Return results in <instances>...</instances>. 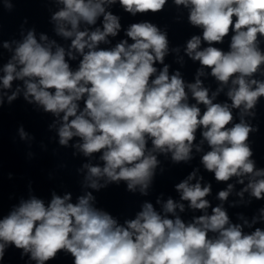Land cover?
I'll use <instances>...</instances> for the list:
<instances>
[{
    "label": "clouds",
    "instance_id": "9594fccd",
    "mask_svg": "<svg viewBox=\"0 0 264 264\" xmlns=\"http://www.w3.org/2000/svg\"><path fill=\"white\" fill-rule=\"evenodd\" d=\"M168 2L56 0L63 7L51 20L56 35L70 40L67 50L44 34L38 41L34 29L22 42L13 41L17 46L2 68L0 85L9 90L19 80L23 88L10 95L0 90V107L5 97L10 105L23 91L27 103L57 118L50 127L59 124L60 145L68 146L75 137L79 142L73 146L85 157L100 153L102 166L83 165L89 189L124 181L129 192L147 196L160 164L157 154L170 153L173 163L188 162L193 148L201 152L206 142L209 150L200 158L204 169L217 182L236 177L244 185L236 193L241 199L249 193L264 200V168H257L250 141L259 127L246 119L256 117L264 97V0H172L188 10V23L201 30L184 49L200 65L194 83H186L180 71L169 73L166 30L146 20L122 29L120 17L109 10L118 3L133 17L157 14ZM5 7L12 4L5 0ZM122 30L127 39L100 47ZM226 37L230 41L224 50L217 45ZM3 48L12 51L8 41ZM77 59L73 69L70 61ZM206 69L219 82L211 95L200 79ZM225 88L231 103L214 102ZM198 131L202 139L196 144ZM19 135L29 138L23 126ZM201 180L194 170L175 186L180 200L201 213L190 222L177 215V209L185 211L184 203L172 198L162 204L157 198L160 211L145 201L135 218L122 224L95 207L92 191L75 203L71 193H53L47 204L36 196L22 200L0 219V264L12 247L35 264L54 261L61 252L71 255L72 264H264V229L245 231L264 221V207L251 223H232L223 202L234 185L219 191L221 204L212 207L206 199L211 184L202 186Z\"/></svg>",
    "mask_w": 264,
    "mask_h": 264
}]
</instances>
